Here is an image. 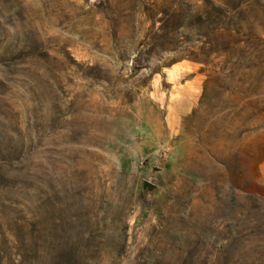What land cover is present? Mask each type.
Wrapping results in <instances>:
<instances>
[{
    "label": "rangeland",
    "instance_id": "1",
    "mask_svg": "<svg viewBox=\"0 0 264 264\" xmlns=\"http://www.w3.org/2000/svg\"><path fill=\"white\" fill-rule=\"evenodd\" d=\"M0 264H264V0H0Z\"/></svg>",
    "mask_w": 264,
    "mask_h": 264
}]
</instances>
